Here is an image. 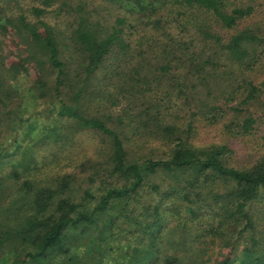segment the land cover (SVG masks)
<instances>
[{
	"label": "trees",
	"instance_id": "obj_1",
	"mask_svg": "<svg viewBox=\"0 0 264 264\" xmlns=\"http://www.w3.org/2000/svg\"><path fill=\"white\" fill-rule=\"evenodd\" d=\"M260 1L0 0V30L31 44L0 74V159L21 166L0 177L17 224L0 262L84 264L106 233L116 264H264ZM62 127L95 157L41 175Z\"/></svg>",
	"mask_w": 264,
	"mask_h": 264
},
{
	"label": "rangeland",
	"instance_id": "obj_2",
	"mask_svg": "<svg viewBox=\"0 0 264 264\" xmlns=\"http://www.w3.org/2000/svg\"><path fill=\"white\" fill-rule=\"evenodd\" d=\"M260 7L264 11V0H261ZM2 31V32H1ZM21 36V35H20ZM31 44L29 42H26L22 40V37H19L16 35V32H12L11 29H2L0 30V47L3 48V52L1 50L0 52V74H4V69H7V66L10 62L13 60H20L29 53ZM30 65V63H29ZM151 69L149 71H152L151 65L147 64ZM134 69H138L139 75H143L144 70H141V68L133 67ZM3 69V70H2ZM145 71L144 73H147L151 75V72ZM139 81V80H138ZM51 85L48 83H45L43 85V88H39V94L41 95L40 98L42 101V104H46L47 99H49V94L51 92ZM132 98H135L132 97ZM97 109L100 108L103 111H106L103 107V104L97 102ZM60 119V118H59ZM59 119H56L59 120ZM59 133H63L65 135L68 134L67 129L65 127H62L61 131H58ZM9 135L8 131H5L1 134V136L6 137ZM200 138L201 141L208 142V141H218L220 139V136L217 131H213L211 128H201L198 131L197 136ZM258 142L259 140L256 139ZM63 144L62 146V153L58 157V160L55 161V165H46L43 168H40L39 171L41 175L43 173H51L54 171L63 172V171H73L75 169V165L85 159H88L91 161L95 156L94 152L96 148L99 146V143L96 141L95 138L92 137L90 132L85 130H78L74 132L73 134L67 135L66 140H62ZM251 144V143H250ZM252 145V144H251ZM60 146V147H61ZM18 154L10 157H6L3 159H0V177L3 178L4 173H9L12 170L16 169L17 172H20L21 166L16 165ZM40 158V157H38ZM37 174V173H36ZM35 174V175H36ZM31 175V174H30ZM38 175H36L37 177ZM12 179H8L7 182H3V184L0 187V220L4 219L5 216L8 217L7 222L5 225H3L0 229L1 235L4 239L9 240L10 238H13L15 235V232L17 231V224L12 223L10 220L11 213L10 209L13 208L16 204L14 202V198L11 199V195L15 192H12L13 190L10 188V184H12ZM145 197V196H143ZM16 201V200H15ZM136 204V203H134ZM134 206V205H133ZM119 206H114L112 210H116ZM129 209L131 207H128ZM6 209H8L7 212ZM105 217H109V211L106 212ZM120 225V229L122 230L125 227H130V224L128 223V220L126 219H120L118 222ZM129 229V228H128ZM106 233H104V236L101 240V245H98L99 249L96 253H93L92 257L86 261L84 264H116L119 261V253L118 251H113L111 248V242L110 239L106 238ZM111 246V247H110ZM13 248L8 247L7 249H3L7 251V255L4 256L6 258H1L2 261L0 264H28V262L20 263L21 254L16 253L17 250ZM15 250V251H14ZM113 256V259L110 258ZM6 259V260H5ZM121 264V263H120Z\"/></svg>",
	"mask_w": 264,
	"mask_h": 264
}]
</instances>
